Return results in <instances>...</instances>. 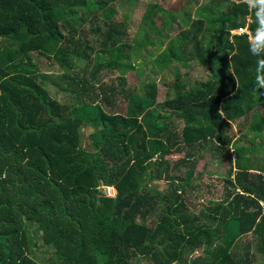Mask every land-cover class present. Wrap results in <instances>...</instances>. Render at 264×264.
<instances>
[{
	"label": "trees",
	"instance_id": "16d2710c",
	"mask_svg": "<svg viewBox=\"0 0 264 264\" xmlns=\"http://www.w3.org/2000/svg\"><path fill=\"white\" fill-rule=\"evenodd\" d=\"M124 2L0 0V264H264V165L249 152L263 141L264 0H212L179 22L146 5L152 39L137 45L118 18ZM247 18L257 42L232 33ZM147 44L159 49L157 73L174 66L164 102L155 81L136 95L124 77ZM189 48L210 74L188 88L177 64L190 69ZM41 60L59 72L50 83L65 102L48 94ZM104 71L121 75L116 85L99 83ZM231 124L245 125L249 147L233 145ZM207 157L226 163L224 192L196 214Z\"/></svg>",
	"mask_w": 264,
	"mask_h": 264
},
{
	"label": "rangeland",
	"instance_id": "374dc122",
	"mask_svg": "<svg viewBox=\"0 0 264 264\" xmlns=\"http://www.w3.org/2000/svg\"><path fill=\"white\" fill-rule=\"evenodd\" d=\"M212 0H125V5L116 4V10L118 11V18L120 20L128 21V30L131 34V36L135 33L137 35L135 42L134 38L131 39L130 44L137 45L141 42L143 35H147L148 38L152 39V32L150 28H143L141 26V14L142 10L146 7V5H158L164 8L165 10L173 13L171 16V19H176V21H180L181 19H185V15H189L190 20L194 21L198 19L199 17L195 16L198 11L205 7L209 6L211 4ZM127 12L130 13V20L128 19ZM166 19L165 16H163L162 21ZM174 23V22H173ZM249 23V21L247 22ZM80 24H83V28ZM161 22H157V26H160ZM189 26V25H188ZM186 27V26H185ZM75 28L78 30H83L85 33L88 32L89 26L88 23H77L75 24ZM234 33H241L242 32L239 29H235ZM209 35H206V40H209ZM156 39H154L155 41ZM157 46L155 45H145L144 49L140 53V57L137 60L140 64H134L133 62H136L135 54H133L132 64L135 67V70L128 71L125 73L124 77L127 83V87H135L136 95L141 93V86L142 83L147 81H155V84L157 86L156 91V99L157 101L164 102L166 99V94L168 93V86L172 84L176 80V76L174 77V66L172 65L168 69H166L163 73H157L156 68L154 67L153 60L156 57V54H158V50H156ZM184 58L186 59V62L188 66H190V69H184L181 66V64H177V68L179 71H187L188 76L187 77H180L179 82L186 84V87H192L193 85L203 81L206 79V76L209 74L208 72H205L201 66H199V63L197 60L192 56L189 50L186 51L184 54ZM131 64V66H132ZM41 71L42 72H48L50 69L47 66V61L41 60ZM88 73V72H87ZM54 75V73H52ZM117 77H121L119 73H108L106 71L101 72L99 78V83L105 82L107 86H111L112 84H117ZM171 92V91H170ZM172 92L169 94L171 95ZM55 95V94H54ZM51 96V95H50ZM53 99L61 100L68 99L67 93L62 90L59 95L51 96ZM116 101L114 102V111L123 113L126 108V101L123 97L116 96ZM65 102V101H64ZM241 128V129H240ZM245 125L241 124L240 126L236 124H231L228 133L233 136V145H245V147H249L250 143L248 140H245L242 136L245 135V132L243 135H240V133L245 129ZM93 131V129H92ZM86 132V131H85ZM87 133V132H86ZM256 144H253L249 148V152L253 153L255 156L254 164L255 166L261 165L263 163L264 165V130H263V141L260 142L258 140L255 141ZM231 151H233V148H230ZM188 152V149L186 150ZM225 168L226 163H220L217 161H212L210 157L205 158L203 161H200L196 165V172L200 173L201 178L198 187V193L195 192V200L192 203H189L190 210L194 211V213H199L201 208L203 207V203L207 202L211 198H220L223 196L224 192V174H225ZM152 187L156 192H162L164 189L167 188V182L165 181H156L151 182ZM212 185V186H211ZM111 188L114 192V196H108L107 195V189ZM212 188V189H209ZM100 189H102L104 195L106 198H114L117 195V189L115 186L106 185L100 186ZM203 201V203H202ZM153 225V223L151 224ZM246 239H248V236H246ZM200 254L199 251L196 252L195 255L192 256V258L198 257ZM262 258V256H259V259ZM140 264H146L145 261H142Z\"/></svg>",
	"mask_w": 264,
	"mask_h": 264
},
{
	"label": "crops",
	"instance_id": "0c3cea01",
	"mask_svg": "<svg viewBox=\"0 0 264 264\" xmlns=\"http://www.w3.org/2000/svg\"><path fill=\"white\" fill-rule=\"evenodd\" d=\"M250 39V38H249ZM251 40V39H250ZM47 66L49 67V71L48 72H46V74L47 75H49V79H48V82H49V85H48V94L49 95H51V96H55V95H59L60 93H61V91L62 90H60L59 88H58V86L57 85H52L51 83H50V80H51V78H52V76H58L59 75V72L58 71H56V70H54L53 69V67L51 66V65H49L48 64V61H47ZM168 69V68H167ZM166 70V69H165ZM164 70V71H165ZM163 71V72H164ZM182 72H184V71H182ZM52 73H54V75H52ZM174 74H175V72H174ZM210 74V73H209ZM176 76V74L174 75V77ZM180 77H184V74L182 73L181 75H180ZM55 94V95H54ZM170 97V99L172 98V96H173V93L171 94V95H169ZM64 100H66V99H63V101ZM61 101V100H60ZM158 102V101H157ZM175 122H182L181 121V119H173Z\"/></svg>",
	"mask_w": 264,
	"mask_h": 264
},
{
	"label": "built area",
	"instance_id": "2783aa9c",
	"mask_svg": "<svg viewBox=\"0 0 264 264\" xmlns=\"http://www.w3.org/2000/svg\"><path fill=\"white\" fill-rule=\"evenodd\" d=\"M246 21L248 22H250V19L249 18H247L246 19ZM237 29H239L242 33H246V34H248V36H249V38L251 39V41L252 42H257V40H253L252 39V37H251V33H250V31H249V29H248V23H246L243 27H241V28H237ZM235 30V29H234ZM234 30L232 31V33H234ZM234 34H236V33H234ZM237 34H241V33H237ZM107 195L109 196H114L115 195V192L111 189V188H108L107 189Z\"/></svg>",
	"mask_w": 264,
	"mask_h": 264
},
{
	"label": "clouds",
	"instance_id": "9594fccd",
	"mask_svg": "<svg viewBox=\"0 0 264 264\" xmlns=\"http://www.w3.org/2000/svg\"><path fill=\"white\" fill-rule=\"evenodd\" d=\"M260 39H261V41H264V34H261ZM260 48H261L262 51H264V46L261 45ZM258 84H259L260 87H264V80H260L258 82Z\"/></svg>",
	"mask_w": 264,
	"mask_h": 264
}]
</instances>
